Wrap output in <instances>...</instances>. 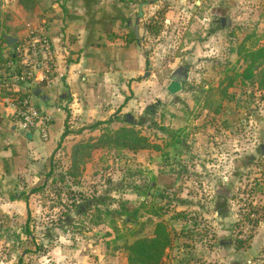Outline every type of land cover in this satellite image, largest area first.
Instances as JSON below:
<instances>
[{
  "label": "rangeland",
  "instance_id": "374dc122",
  "mask_svg": "<svg viewBox=\"0 0 264 264\" xmlns=\"http://www.w3.org/2000/svg\"><path fill=\"white\" fill-rule=\"evenodd\" d=\"M142 1L101 0L106 11L90 23L124 27L129 6L132 24ZM144 1L142 14L154 13L148 20L158 24L144 39L138 91L146 94L130 93L124 114L105 120L70 114L73 133L23 191L33 193L27 236L24 220L7 232L0 224V264H128L127 246L159 221L171 238L159 264H264V90L234 76L264 61L247 60L248 51L264 49V0ZM57 2L32 0L18 21L29 16L23 27H39ZM14 5L0 0V21ZM172 78L183 79L181 91H166ZM228 78H235L229 97L214 112L208 93L218 100ZM121 127L149 147L94 148L72 169L73 145Z\"/></svg>",
  "mask_w": 264,
  "mask_h": 264
},
{
  "label": "crops",
  "instance_id": "0c3cea01",
  "mask_svg": "<svg viewBox=\"0 0 264 264\" xmlns=\"http://www.w3.org/2000/svg\"><path fill=\"white\" fill-rule=\"evenodd\" d=\"M97 1L60 0L53 4L52 13L48 12L45 17H41L42 25L39 27H23V24L30 23L32 17L27 16V20L18 21V16L23 18L22 13L27 12L20 5L16 9L14 5L13 9L6 12L9 20L0 21L4 23V41L0 40V73L10 63L8 54L12 51L17 54L18 45L32 32H41L48 37L53 61L52 65L48 63L49 73L42 67L36 71L33 81L15 83L10 89L27 93L25 96H30L41 111L50 115L46 140L36 130H25L19 126L15 107L8 101L5 89L0 85V224L5 231L24 220V228L20 234L27 236L29 228L26 221L33 193L27 191L23 194V191L34 184L38 175L54 160L62 141L73 133L70 129L72 127H68L70 114L80 116L87 122L92 119L105 120L116 112L117 115L124 114L130 93L136 97L146 94H140L138 84L145 80L142 72L146 61L144 39L145 34H149L145 27L154 13L146 17L142 14L145 10L144 3H147L143 0L141 5H137L138 16H135L132 23L133 28L129 26L132 25L129 24V6L124 10V27H92V13H95L94 17L98 14L101 20L102 13L106 11L101 0ZM157 1L150 0V6L156 5ZM164 16H168L166 11ZM219 18L225 17L219 14ZM165 20L170 22L166 17L164 22ZM126 28L127 31L123 34L122 31ZM223 28L225 27L221 29ZM130 32L134 39L130 38ZM5 36L14 37L16 41L9 44ZM11 64L8 75L17 71L15 64ZM214 64L223 65L220 61ZM242 72L235 75L242 82L255 87L252 79L241 76ZM178 80L181 85L178 91H181L183 79ZM168 85L165 87L167 92Z\"/></svg>",
  "mask_w": 264,
  "mask_h": 264
},
{
  "label": "trees",
  "instance_id": "16d2710c",
  "mask_svg": "<svg viewBox=\"0 0 264 264\" xmlns=\"http://www.w3.org/2000/svg\"><path fill=\"white\" fill-rule=\"evenodd\" d=\"M30 2V3H29ZM18 4H20L26 11L30 12L32 5V0H18ZM158 16H164L163 10L159 11ZM158 17V18H159ZM5 22V20L3 21ZM0 22V40H3V31L2 27L4 23ZM157 21H149L146 24V31L151 33L150 27H156ZM131 39H134L133 33H129ZM264 57V49L258 48L256 50L250 51L247 53V58L249 61H256L258 59H262ZM8 59L10 62H13L17 68V72H21V66L19 65V57L15 52H10L8 54ZM1 61V60H0ZM4 61V60H3ZM256 69V73L254 71ZM5 70L8 71V68L5 66ZM237 77V75H234ZM243 78L253 80V84H255L256 88L259 90H264V61L256 67H253L252 64L246 66L243 70L242 75ZM235 78H228L226 84L219 89L220 96L218 100L213 101L212 97L215 96V92L208 93V99L206 100V107L210 108L211 106H216L214 112L220 111L221 101L225 100L229 97L227 94L228 88L232 85L233 80ZM28 82V81H25ZM17 83L22 84L24 81H17ZM211 93V94H210ZM5 96L11 98L13 102L19 101L22 99L27 93H20L19 91H11L5 90ZM211 96V97H210ZM111 121H103V123H110ZM111 144H115L118 148H131V149H146L149 147V143L145 137H141L134 129L131 127H121L112 132L111 135L105 137V139H99L93 143L89 142H81L73 145L71 150V158H72V169H75L79 163V161L83 158L90 156V151L94 148L111 146ZM71 173V172H70ZM73 174V172L71 173ZM171 238L170 234L166 229L165 224L162 221L156 222L153 226V232L150 236H143L135 238L130 245L127 246V250L129 251L127 261L128 264H159L162 261L164 256V252L166 248L170 245Z\"/></svg>",
  "mask_w": 264,
  "mask_h": 264
},
{
  "label": "built area",
  "instance_id": "2783aa9c",
  "mask_svg": "<svg viewBox=\"0 0 264 264\" xmlns=\"http://www.w3.org/2000/svg\"><path fill=\"white\" fill-rule=\"evenodd\" d=\"M16 52L19 57L21 72L16 71L8 75L9 70L4 69L0 73V85L5 90H10L19 80L24 81V83H26L25 81H33L36 78V71L41 70L42 67L47 70L46 73H49L50 70L48 69L53 64L49 39L41 32L30 33L27 39L18 45ZM11 65L10 62L5 66L8 68ZM8 101L15 107L19 126L25 130H36L42 139L46 140L48 125L51 120L50 115L41 111L31 101L30 96H24L17 102H13L11 98H8Z\"/></svg>",
  "mask_w": 264,
  "mask_h": 264
},
{
  "label": "water",
  "instance_id": "95a60500",
  "mask_svg": "<svg viewBox=\"0 0 264 264\" xmlns=\"http://www.w3.org/2000/svg\"><path fill=\"white\" fill-rule=\"evenodd\" d=\"M135 32H136V29H135ZM5 40L9 44H14V42L16 41V38L11 37V36H5ZM180 88H181L180 81L176 78L171 79L167 87L168 91L171 93L177 92L178 90H180Z\"/></svg>",
  "mask_w": 264,
  "mask_h": 264
}]
</instances>
